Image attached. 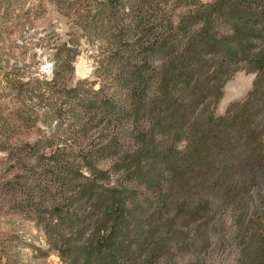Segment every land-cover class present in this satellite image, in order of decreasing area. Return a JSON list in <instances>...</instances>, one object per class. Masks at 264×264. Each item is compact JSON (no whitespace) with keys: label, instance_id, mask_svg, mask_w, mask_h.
<instances>
[{"label":"trees","instance_id":"1","mask_svg":"<svg viewBox=\"0 0 264 264\" xmlns=\"http://www.w3.org/2000/svg\"><path fill=\"white\" fill-rule=\"evenodd\" d=\"M121 2L104 0L102 8L107 13L106 42L112 52L104 70L112 71L113 92L105 100L98 97L99 92L92 99L84 97L82 114L73 115L77 123L85 107L96 108L102 115L101 129L98 136L85 139L88 123L70 126L82 128L72 140L87 141L88 146L77 155L53 152L46 167L51 169V180L56 177V186L48 185L46 190H57L52 195L61 199L58 206L74 200L87 214L99 212V225L118 217L125 198L115 188L103 187L108 172L99 167L112 157L113 167L123 168L124 176L137 177L148 193L161 198L152 218L147 206L142 207L154 226L167 228L165 193L172 194L177 215L182 213L188 223L197 216L199 220L212 216L217 208L210 195L220 185L236 232L240 229L237 242L245 243L239 250L240 264H264V235L259 237L257 232L264 231V198L253 209L255 218L245 221V211L238 208L242 196L249 195L251 182H264V0H178L174 8L169 0H127L125 8ZM58 50L59 61L52 66L72 73L77 48ZM240 65L255 74L252 89L216 116L213 107L223 83ZM181 139L184 144L178 150L176 142ZM105 192L121 199L103 200ZM137 196V192L128 193V199ZM133 207L130 213L142 209L137 204ZM106 230L99 240L94 231L91 241L96 240L89 246L80 238L77 258L114 264L115 252L126 250H116L111 243L116 228ZM243 233L248 234L245 239H241ZM196 239L189 238L191 246Z\"/></svg>","mask_w":264,"mask_h":264},{"label":"rangeland","instance_id":"2","mask_svg":"<svg viewBox=\"0 0 264 264\" xmlns=\"http://www.w3.org/2000/svg\"><path fill=\"white\" fill-rule=\"evenodd\" d=\"M103 4L104 0H0V264H97L77 258L76 252L81 239L89 246L107 235V227L116 228L111 238L115 249L126 250L115 252L114 264H132L127 263L129 258L133 264H240L239 250L245 243L237 242L240 229L236 232L220 185L210 195L217 208L211 218L197 216L188 223L182 213L177 215L172 194L165 193L167 228L154 226L146 217L156 215L161 198L148 193L137 177L126 172L124 176L123 168L113 167L112 157L99 167L108 172L103 187L115 188L125 198L118 217L99 225V212L87 214L74 200L58 206L61 199L52 195L57 190H46L48 185L56 186V177L51 180V169L46 167L53 152L77 155L88 146L87 141L72 140V135L81 134L78 124L88 123L85 139L98 136L101 129L102 115L96 108L85 107L79 122L73 121V115L82 114V99H92L99 92L98 97L105 100L114 89L112 71L104 70L112 52L106 42L110 28ZM169 4L174 8L179 2L169 0ZM127 5L122 0V8ZM63 46L77 48L72 73L52 66ZM254 80L255 74L240 65L223 83L214 114L222 115L230 103L243 100ZM176 144L180 150L184 143L181 139ZM251 176L256 173L251 171ZM250 186L249 195H243L238 205L245 211V221L256 217L253 209L264 198V182ZM129 192H137L135 200L128 199ZM112 198L121 199L104 193L103 200ZM134 204L146 205L147 215L143 207L137 214L130 213ZM98 205L101 209L102 203ZM73 208H78L76 213ZM222 208L223 213H218ZM94 231L97 237L91 241ZM257 232L259 237L264 235L261 229ZM240 235L245 239L248 234ZM194 237L195 246H191L189 238ZM164 238L167 242L162 243Z\"/></svg>","mask_w":264,"mask_h":264}]
</instances>
